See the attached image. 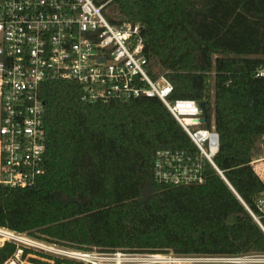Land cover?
I'll return each mask as SVG.
<instances>
[{"label":"trees","instance_id":"obj_1","mask_svg":"<svg viewBox=\"0 0 264 264\" xmlns=\"http://www.w3.org/2000/svg\"><path fill=\"white\" fill-rule=\"evenodd\" d=\"M105 16L140 24L145 54L158 67L153 77L165 75L171 99L206 104L204 127L213 124L219 135L214 163L259 214L264 179L251 161L264 138V74L257 76L264 71V0H110ZM81 94L72 81L40 87L45 173L31 188L0 186V229L105 253H264V231L211 166L202 185L155 182L157 151L196 152L157 98L89 104ZM18 249L2 242L0 264ZM21 250L23 257L32 251Z\"/></svg>","mask_w":264,"mask_h":264},{"label":"built area","instance_id":"obj_2","mask_svg":"<svg viewBox=\"0 0 264 264\" xmlns=\"http://www.w3.org/2000/svg\"><path fill=\"white\" fill-rule=\"evenodd\" d=\"M99 0H0V186L31 188L45 173L46 131L40 87L49 81H72L81 101L94 104L157 98L176 120L196 152L159 150L154 180L173 186L202 185L205 166L214 163L219 135L204 127L199 102L171 99L173 86L164 74L153 77L138 23L109 21ZM263 70L257 76H262ZM254 171L264 179L258 166ZM264 173V170H263ZM252 219L264 216V193L255 200L259 214L245 206ZM21 251L14 258L19 259ZM88 264L111 263L106 256L77 254ZM138 264H164L160 255H146ZM199 259V258H198ZM12 260V259H11ZM9 260L5 264H16ZM212 264H264V253L200 258ZM122 264V263H121Z\"/></svg>","mask_w":264,"mask_h":264},{"label":"rangeland","instance_id":"obj_3","mask_svg":"<svg viewBox=\"0 0 264 264\" xmlns=\"http://www.w3.org/2000/svg\"><path fill=\"white\" fill-rule=\"evenodd\" d=\"M153 66V65H152ZM153 72L155 74L158 73V67L153 66ZM211 95H213V87L211 88ZM214 119V114L212 113V121ZM213 123V122H212ZM264 149V142L259 143L256 147V152H260ZM255 152V154H257ZM255 154L254 157L255 158ZM263 165V166H262ZM259 172H262L261 175H263L264 170V161L261 162V166H258ZM0 231H5L0 229ZM9 237H2L0 236V245L4 241L14 242L18 244V251H21V255H19V259L16 257L12 259L11 261L15 262L16 264H56V261L54 259H50L49 257L45 255L52 256L53 258H58L61 260L60 264H88L78 257L77 254L80 253H87L95 257H101L106 256L110 258L111 263L114 262V259L117 258V255L119 254L121 256V263L123 264H138L140 262H143L141 258H146V255H139V254H126L122 253L121 251H117L116 253H105V251H101L98 249H77V248H71L66 246H61L58 244H54L51 241L43 240L41 238L37 237H31L26 234H12L10 232H7ZM27 248L32 250L30 253L26 254L23 257V250L21 248ZM38 252H41L42 254H39ZM162 262L164 264H172L168 262L170 259H177L179 263L177 264H212L208 263L204 260H199L198 258H184V257H176L173 254L169 253L166 255H160ZM31 260H35L37 262H32ZM124 260V261H123ZM187 260V261H183ZM9 262V261H8Z\"/></svg>","mask_w":264,"mask_h":264},{"label":"water","instance_id":"obj_4","mask_svg":"<svg viewBox=\"0 0 264 264\" xmlns=\"http://www.w3.org/2000/svg\"><path fill=\"white\" fill-rule=\"evenodd\" d=\"M199 107L202 111V115H203V118L201 119V123H205L206 121V104L204 102H200L199 103ZM222 179L225 181V183L228 185V187L231 189V191L237 196V198L240 200V202L244 205V203L242 202V200L240 199V197L236 194V192L234 191V189L229 185V183L226 181V179L224 177H222ZM245 206V205H244ZM260 228L264 231L262 225H259Z\"/></svg>","mask_w":264,"mask_h":264},{"label":"bare ground","instance_id":"obj_5","mask_svg":"<svg viewBox=\"0 0 264 264\" xmlns=\"http://www.w3.org/2000/svg\"><path fill=\"white\" fill-rule=\"evenodd\" d=\"M0 236H2V237H4V238H6V237H9V236H11V235H9L7 232H3V231H0ZM124 261V260H123ZM183 261H187V260H183ZM204 261H207V260H204ZM117 262H118V264H121V257H119L118 259H117ZM168 262H170V263H172V264H177V263H179L178 262V260L177 259H170ZM123 264V263H122Z\"/></svg>","mask_w":264,"mask_h":264},{"label":"crops","instance_id":"obj_6","mask_svg":"<svg viewBox=\"0 0 264 264\" xmlns=\"http://www.w3.org/2000/svg\"><path fill=\"white\" fill-rule=\"evenodd\" d=\"M264 142V138L260 139V141L258 142L257 145H259V143H263ZM257 154H255V159L258 161L264 160V149L262 151H260L259 153L256 152ZM263 166V165H262Z\"/></svg>","mask_w":264,"mask_h":264}]
</instances>
